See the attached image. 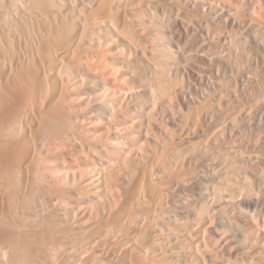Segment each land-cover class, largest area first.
Masks as SVG:
<instances>
[{"label": "rangeland", "instance_id": "rangeland-1", "mask_svg": "<svg viewBox=\"0 0 264 264\" xmlns=\"http://www.w3.org/2000/svg\"><path fill=\"white\" fill-rule=\"evenodd\" d=\"M125 4L120 20L123 25L117 21L118 26L115 19V34L94 26L75 62L59 72L62 93L31 138L36 156L29 171L34 188L30 190L32 210L37 209L35 214L40 211L39 216L47 223L61 221L64 227L87 230L132 187L133 178L127 169L142 166L153 148L152 139L166 141L161 133L165 128L173 134L177 131L180 137L176 126L179 116L195 117L206 107V112L202 110L199 115L209 116L213 111L206 119L214 118L206 125L202 117L197 129L200 125L204 131L210 129L215 118L214 124L230 119L225 126L218 124L222 126L216 144L225 148L236 142L246 161L231 156L236 163L229 160L228 168L235 167L231 170L236 176L230 169L225 171L229 175L222 170L228 177L231 174V181L221 169H214L222 173L216 172L230 186L225 189L232 197L227 202L217 201L208 211L213 221L203 230L206 248L200 264H264V210L247 208L237 201L239 193L242 197L261 196L251 176L264 174V0H129ZM158 77L163 84L157 82L156 86ZM97 106H105L107 112H98ZM141 109L148 112L149 124H144L146 134L139 135L134 125L141 120ZM225 115L229 117L225 119ZM199 160L202 158L195 160L196 166L202 162ZM243 173L252 186L249 191L253 193L247 191L251 193L248 195H244L246 188L237 179ZM176 224L179 243L189 242L193 232L190 222L178 218L172 225ZM95 240L89 243L95 248H90L91 253L105 262L109 257ZM158 243V247L179 257L176 263L188 264L184 251L175 250L170 240ZM70 254L64 256L66 259L60 255L59 260L73 264ZM6 259L10 262L9 256ZM6 259H0V264H10ZM110 262L113 260L106 263Z\"/></svg>", "mask_w": 264, "mask_h": 264}, {"label": "bare ground", "instance_id": "bare-ground-1", "mask_svg": "<svg viewBox=\"0 0 264 264\" xmlns=\"http://www.w3.org/2000/svg\"><path fill=\"white\" fill-rule=\"evenodd\" d=\"M127 1L129 0H0V209L2 210H0V259L3 261L9 256L10 262L8 258L6 260L10 264H63L66 262L63 257L71 253L73 259L70 256L67 258L70 257L73 264H109L106 262L110 259L113 260L110 264H178L176 259L178 260L179 257L177 258L173 251L168 252L169 249L164 251L163 248L158 247L160 240H170L171 246L176 247L175 250L178 248L184 251L188 264H200L203 260L202 255L206 248L203 230L209 224L212 225L213 221L208 211L216 206L217 201L227 202L232 197L228 189H225L228 184L216 174L218 171L215 172L214 169H221V172L222 170L229 172L230 169L234 174V170L231 169L235 167L228 168L230 158L244 160L242 156H246L238 149L236 142L231 143L230 147L225 144V148H220L219 143H217L219 147L216 144L220 126L230 122V119L229 121L222 119V122L219 119L222 124L218 125L220 124L218 121L214 124L215 118L209 130L204 131L201 127L203 125H200V128L198 126L197 129L202 117L206 119L208 115H205L206 113L199 115L202 110L206 112L205 106L200 112L198 108L195 109L199 112L197 115L195 113V117L179 116L176 126L180 137L176 135L177 131L173 134L174 132L165 128L161 133L166 137V141L152 139L153 148L148 152L147 157L145 156L142 166L126 171L133 178V183L131 181L133 185H129L132 187L120 197L112 210L104 211L100 215V222L90 225L87 230H77L72 226L64 227L66 225L61 221H52L48 224L44 217H40L42 215L39 216L40 211L35 214L37 209L31 208L30 194L34 188L32 189L33 180L29 171L32 170L36 158L31 146L32 133L43 126L47 116L53 111L55 101L62 93L63 82L59 72L63 66L75 62L76 54L84 48V41L89 37L94 26L115 34V19L116 23L118 21L123 25L120 20H123L122 9ZM117 31L119 33V30ZM262 38L261 40L264 41V33ZM160 74L163 76L162 73ZM159 78L161 77L156 79V86H158L157 82L162 83L157 81L160 80ZM106 109L105 106L96 108L101 113H106ZM145 110L139 111L141 120L134 125L135 129L133 128L139 135L146 131L144 124L149 121L148 112L146 113ZM226 116L225 119L229 117ZM210 118L206 119V125ZM197 130L200 131L199 134L201 133L200 138ZM145 134L143 137L148 138L149 136ZM197 158H202L198 166L195 165ZM244 174H238L237 179L241 180L244 184H242L243 188H246L244 195H248L251 193L247 191L252 186L249 183L250 178L247 181L248 176ZM235 176L233 180H236ZM226 177L232 180L231 174L230 177ZM251 177L253 186L258 189L256 192H260L261 196L256 193L259 197H250L252 195L242 197L239 193L238 199L235 198L247 208L260 207L264 210V174L258 172ZM225 180L228 181L226 178ZM251 190L249 192H252ZM34 205L33 209L36 207ZM178 218L190 222L193 227L189 242L179 243L180 236L176 234L179 231L177 224L176 227L172 225ZM46 226L51 227L53 232L48 231ZM54 227L57 228L56 231ZM92 239L99 240L102 249L104 248L102 251L110 258L107 259L108 261L97 259L91 253L92 248L89 247V243H94ZM85 243L87 247H84ZM94 249L93 247L92 250ZM60 255H63V262L59 260Z\"/></svg>", "mask_w": 264, "mask_h": 264}]
</instances>
